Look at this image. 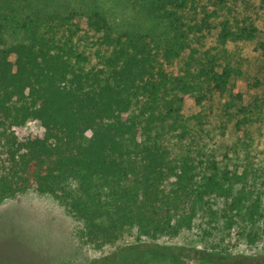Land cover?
<instances>
[{
	"label": "trees",
	"instance_id": "1",
	"mask_svg": "<svg viewBox=\"0 0 264 264\" xmlns=\"http://www.w3.org/2000/svg\"><path fill=\"white\" fill-rule=\"evenodd\" d=\"M197 1L0 0V202L30 189L49 195L82 223L80 240L95 250L127 230L137 241L175 238L196 219L220 232L212 226L219 218L229 232L239 221L237 237L264 242V189L251 187L245 172L196 161L208 123L203 104L225 94L240 69L216 55L195 71L189 62L178 72L164 69L189 48L192 34L212 30L211 18L226 3L205 0L213 10L202 7L189 25L185 12ZM255 34L251 24L235 32L223 25L218 38L250 41ZM186 98L199 110L185 115ZM256 109L238 108V132L256 123ZM29 121L41 136H19ZM217 199L229 202L222 215ZM189 258L264 264L263 256L213 250ZM185 260L144 245L95 264Z\"/></svg>",
	"mask_w": 264,
	"mask_h": 264
},
{
	"label": "rangeland",
	"instance_id": "2",
	"mask_svg": "<svg viewBox=\"0 0 264 264\" xmlns=\"http://www.w3.org/2000/svg\"><path fill=\"white\" fill-rule=\"evenodd\" d=\"M202 7L209 12L213 10L207 1H197L195 10L189 8L185 12L189 25L198 23ZM211 23L212 30L192 34L189 48L178 59L165 63L164 69L169 73L178 72L189 62V69L195 71L206 55L219 56L222 63H230L240 69V79L232 81L225 94H214L203 104L208 123L196 149V161L201 159L203 165L214 162L221 170L238 174L245 172L250 186L256 185V189L263 190L264 53L260 44L264 43V4L259 0H226L225 5L216 10ZM246 24L256 29L253 40L219 41L223 25L235 32ZM81 27L84 28L83 25ZM86 34L80 33L90 45ZM255 104L257 121L248 127V133L244 135L235 127L238 108H253ZM198 110L186 98L184 114ZM42 133L43 129L34 121H29L18 131L20 137L41 136ZM214 202V209L219 215L228 211V201L217 199ZM213 225L219 226L222 232L209 226L205 220L196 219L190 230L177 237L153 242L137 241L134 230H127L114 245L95 250L80 240V221L49 195L30 189L0 202V264H95L105 256H116L123 250L138 249L144 245L168 254H179L187 264L196 263L188 260L196 250L264 257V242L248 245L236 236L239 221L230 232L224 228L226 223L223 218L213 222Z\"/></svg>",
	"mask_w": 264,
	"mask_h": 264
}]
</instances>
